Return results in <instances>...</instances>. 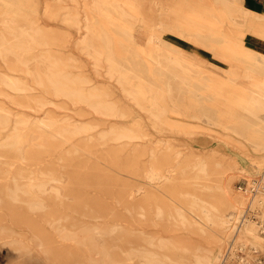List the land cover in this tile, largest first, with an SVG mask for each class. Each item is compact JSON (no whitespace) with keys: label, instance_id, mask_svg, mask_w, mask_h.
I'll return each instance as SVG.
<instances>
[{"label":"bare ground","instance_id":"bare-ground-1","mask_svg":"<svg viewBox=\"0 0 264 264\" xmlns=\"http://www.w3.org/2000/svg\"><path fill=\"white\" fill-rule=\"evenodd\" d=\"M61 1L50 0L45 8L47 13L55 10L60 15L65 13L62 19L80 32L82 49L97 64L105 61L106 73L132 100L148 109L156 123L190 134L203 128L165 119L169 108L181 109L172 112L184 116L186 123L207 119L220 125L227 138L237 140L242 150H245L243 141L252 145L255 154L248 153L252 160L264 161V122L259 121L264 111V52L247 46L244 31L236 28L242 23L264 37L263 14L245 6L243 0H174L166 4L155 0L154 4H160L162 11L157 18L143 12L139 4L143 7L145 0H70L72 6L66 5L63 10L59 6ZM30 5L34 6L33 0H0V57L7 61L12 55L14 61L8 63L9 69L25 73L32 82L19 74L0 72V94L16 106L36 109L47 102L44 95L32 96L30 91L39 88L46 94L85 103L101 115H130L110 97L109 87L92 82L87 75L68 71V67H74L72 57L61 62L54 56L50 44L55 36L30 16L27 11ZM182 6L189 7L190 13L183 14ZM171 17L200 23L203 30L186 34ZM139 21L150 32L145 46L136 41L134 34ZM222 24L231 27L230 34L219 28ZM166 30L211 50L219 45L227 50L232 61L228 67L230 76L208 82L183 72L178 61L183 51L166 43L163 35ZM168 54L179 58L163 62L169 59ZM31 59H36L34 67L30 66ZM152 60L154 65L150 63ZM204 62V57L198 55L192 64L201 66ZM240 77L247 78L249 85L237 83ZM230 83L235 86L230 88ZM223 84L230 87L223 88ZM6 89L21 98L9 96ZM217 95L231 102V108L229 105L222 117L225 121L212 103ZM149 102L152 104H146ZM13 115L17 116L9 129ZM94 125L60 120L53 114L31 119L0 103V214L4 217L0 220V239L10 233L3 227L6 217L13 221L11 225L27 226L33 232L32 245L20 238L0 241V264H49L40 260V253L54 260L77 257L74 264H224L228 258L234 261L238 258V264H249L250 249L262 248L264 223L242 215L241 211L247 200L251 206L255 204V209L264 200L256 195V189L248 198L231 186L233 170L229 163L192 153L174 165V149L169 141L157 139L150 147L139 142L148 135L139 120L96 133L91 131ZM32 133L38 134L36 142L32 141ZM59 139L69 147L63 146L57 161L38 168L23 166L26 162H40L41 155H50L62 146ZM127 145H131V151L123 156ZM99 150L104 153H98ZM12 153L21 160L14 174L9 157ZM146 153L150 157L140 166L137 159ZM85 154L95 155L97 164L105 161L109 167L136 172L145 178L147 185L136 186L133 193L131 183L122 182L92 164ZM65 172L69 175L66 185L62 184ZM257 183L254 185L258 187ZM62 186L67 188L65 194L60 192ZM105 192L115 200L106 201ZM164 196L172 201L166 202ZM229 206L234 207L231 216L226 212ZM128 212L140 222L159 225L167 221L207 236L215 251L204 248L188 234L164 237L140 229L122 217ZM34 214H39L42 221ZM46 225L57 235H50ZM71 244L81 253L73 254L72 249L66 248ZM238 250L247 252V257L238 256Z\"/></svg>","mask_w":264,"mask_h":264},{"label":"rangeland","instance_id":"rangeland-1","mask_svg":"<svg viewBox=\"0 0 264 264\" xmlns=\"http://www.w3.org/2000/svg\"><path fill=\"white\" fill-rule=\"evenodd\" d=\"M33 1H34V6L32 5L28 6L27 11L30 13V16L33 19H36L37 22L40 23V25H42L48 31H51V33L55 36V39H53V42L50 44V50L51 52H53L54 56H58L61 62H66L67 61L66 59L69 60L70 57H72L73 58L72 62L74 64V67H68L69 69L68 71L81 73L82 75L83 74L87 75L92 80V82L102 85L104 87H109L112 90V94L110 97L113 100L117 101V103L121 107H124L125 110H128L130 112V115L125 117L101 115L94 112L85 103L74 102L71 99L63 96H54V95L46 94L39 88H34L30 92L34 94V95L32 94V96H39V95L46 96L47 102L41 108L35 109L34 107H30V106H18V105L16 106L14 103H12L9 100V98L4 97L3 94H0V103H4L8 105L9 108H11V110L15 114L16 113L20 115L22 114L31 119H35L36 117L39 116L43 117L48 114H53L60 120H67V121L84 123V124L88 122H93L95 125L91 131H94L95 133L101 129H109L111 126H121V125L129 126L132 125V123L135 120H139L148 130V135L145 138L141 139L139 142L146 144L147 147L148 146L150 147L151 145H155L157 139H160L162 141H166V140L169 141V143H171L174 149L173 150L174 165L179 163L186 156H189L192 153L207 158L213 157V159H219V160L221 159L225 163H229L230 168L233 170V174L231 175L230 179H231V186L234 189L239 191L241 194L248 195V198L250 195H252L255 192L256 189L255 192L256 195L261 196V198H263L264 200V184H263L264 161H262L261 163L260 162L256 163L254 160L250 158L248 153L255 154V152L252 148V145L249 142L243 141L245 150H242L237 146V140L233 141L232 139L227 138L226 132L220 125L209 122L207 119L202 121L199 120L196 121L192 119L188 121L191 123H186L187 120H185L186 118L184 116L172 112V110L175 109L181 110L175 107L168 109L169 112L165 116L166 120L170 122H174L176 124H181L182 126L200 125L203 126V128H201V130H198L196 133L190 134L183 132L179 129H172L167 124L156 123L155 122L156 119L150 115L149 110L140 106V103L138 104L137 101L132 100L128 96V94L123 90L122 86L114 78L110 77L106 73L107 67L105 65V61H99L97 64L94 58L89 53H87L85 49H82L81 45H79L80 32L77 31L76 27H74L73 25L71 26L70 23H67L65 20L62 19L65 13L62 12V14L60 15L59 12H56V10L53 11L52 14L47 13L45 8H46V4L50 2V0H33ZM51 1L55 3V1L57 0H51ZM154 1L155 0H145L144 2H142V3L146 2L144 6L142 7L141 4H139V6L143 9V12L146 11V14H149V16L150 14H152V17L157 18L162 11L160 4H154ZM158 1L162 2L163 4H166V2L168 1L170 3H173L174 0H158ZM243 3L244 5H246L244 0ZM71 4L72 2L70 0H62L59 6H61L63 10L66 8V5L71 7L72 6ZM148 4L149 6L151 5L150 8ZM182 8H183L182 11L183 14L190 13L189 7L187 8L186 6H182ZM144 14L141 15L143 16ZM171 19L172 21L180 25L186 34L188 33L195 34L203 30L200 26V23L189 22L182 18H176L174 20L173 17H171ZM219 28L224 32L226 30V32L230 34L229 30L231 29V27H229L230 28L229 29L228 27H225L222 24L219 25ZM236 28H238L241 31H244V41L247 46L255 50H258L260 52H264V37L257 35L251 29L250 30L247 29L245 24L242 23H240V26ZM134 34L136 41L140 45L145 46L147 44V39L150 35V32L146 28V25L144 24L143 21L137 22L135 26ZM163 35L166 43H169V45H172L173 47L176 46L182 49L183 52L179 54V56L181 55V57L180 59H178V61H181V65L179 66L181 67L183 72H186L188 74L198 75L200 78H203V80L208 82L215 79L216 77L220 79L222 78L224 79L230 76V69H228V67H230V63L232 62L230 60V53L227 52V50L220 47V45L215 46V49L211 50L201 44H198L188 39L187 37L178 35L170 30H166ZM168 55H169V59L164 60L163 62L175 61L177 58H179L172 54H168ZM198 55L204 57L205 62L201 66H195L194 64H192V62L197 61ZM141 57L142 55H140V58ZM13 61H14V57L12 55L8 56L7 61L2 59V57H0V72L19 74V76H21L24 80H28L30 83H32L30 77L25 75V73L20 71H12L9 69L8 63H12ZM35 62L36 59H31L29 61L30 66L34 67ZM144 63L145 62H143V65ZM150 63L152 65L155 64L154 60H152V62ZM145 72H146L145 75L147 77L148 72L147 71ZM237 83L241 85H249V80L247 78L240 77L237 79ZM230 86H228L227 84H223V88H229V87L232 88L235 85L230 83ZM5 93H8L10 94L9 96H13L18 99L21 98V96L18 95V93H15L14 91H11L9 89H6ZM24 102L26 103V101ZM168 103L172 104L171 101H169ZM212 103L218 110L221 111L222 115L220 119L225 121L226 118H222V117L225 116L229 105L231 108V102H229L226 97L217 95L216 97H214ZM146 104L151 105L152 103L149 102ZM16 116L17 115H13L11 117L10 124L8 126L9 129L12 128L14 124V118ZM214 118L216 117L214 116ZM259 121L264 122V111H261ZM37 135L38 134L32 133L33 142H36L38 140L36 139ZM58 143H60L62 146L53 150L52 153H50V155L48 156L41 155L40 156L41 160H39L40 162H36L34 164H28L26 162L23 166L38 168L46 162L57 161L59 159V156L63 152L62 151L63 146H65V143L62 144L60 139ZM129 146L131 145H127V147H125L124 152L122 153L123 156H126V154L131 151V148H129ZM68 147L65 146V149H67ZM97 152L104 153L103 150H99ZM14 155L15 153H12L9 156L10 159H12L11 174H14V172H16L15 169L19 168L20 166L19 164L21 162V160L17 159L16 156ZM85 156L88 157V159L91 161L92 164L98 165L99 167L106 169L107 172L113 174L112 176L115 175L116 177H118L120 181L131 183V185L134 186V188L132 189L133 193H136V186L144 185V184L147 185L146 184L147 181H145V178L137 174L136 172L124 170L119 167L117 168L115 166L109 167L105 161H102L97 164L95 163L96 159H95V155L93 154L91 155L85 154ZM149 157H150L149 153L140 155L137 159L138 164L141 166L144 162H146L149 159ZM241 168L243 169L242 172H240ZM30 174L32 175L34 173H29L27 175ZM249 174L252 175L251 178L248 176ZM259 177L262 179H260ZM250 179L253 181H251ZM257 180L259 182L261 181L260 184L262 185H259L258 184L259 182ZM68 182H69L68 173L66 172L62 173V184L66 185ZM254 183H257L258 187L256 186V184L254 185ZM258 188L260 190H258ZM66 190L67 188L65 186L60 187L61 194H65ZM94 191L95 190H93V192ZM103 195H106V198L108 199L106 201H111L112 199L115 200V198L109 196L106 192L103 193ZM164 199H166L165 200L166 202L172 201L168 196H164ZM254 206L255 204L251 206L249 204V200H247L241 211V214L251 216L252 219L256 222L264 223V216L262 215L264 212V203L263 205H258L256 209L254 208ZM123 210L124 209H121V211ZM233 211H234V207L232 206H229L226 210V212L230 216L232 215ZM34 215L39 220L42 221L41 216L39 214H34ZM122 217L125 218L128 222H132L134 226L136 225L140 229H143L150 233L157 232L162 234V236L164 237H170L171 234H188L191 236L192 240L199 242L204 248L211 247V243H209L207 236L205 237L198 235L187 229L183 230L182 228H178L174 224L172 225L167 221L159 225H155L153 223L144 220L140 222L138 219H136V216H133V214H131L130 212L124 213ZM1 218L4 217H2L0 214V220ZM6 219L7 220L5 221V225L3 227H5V229H7L10 233L8 236L1 238L0 241L11 240L13 238L16 239L20 238L25 240V242H28L30 245H32L33 242L32 230L27 226L11 225L12 224L11 222L13 221L10 220L8 217H6ZM115 219H110L109 221ZM45 228L46 231L50 233V235L52 236L57 235L55 230L50 226L46 225ZM133 237H136V235H134ZM57 238L59 237L57 236ZM66 248L72 249L73 254L81 253V251L78 250V248H76L75 246H72V244L66 246ZM211 248L213 249L212 251L214 252L215 251L214 246ZM250 252L251 253L248 256L249 264L264 262V244H262L261 249L259 250L250 249ZM236 253L238 256L240 255L242 257L243 256L247 257L248 255L247 252H245L244 250H238ZM40 254H41L40 260L42 262L49 264H74V261L78 259L77 257H68L65 258L64 260H54L48 256H45L44 253H40ZM237 260L238 258H236V261L230 260V258H228L224 264H238Z\"/></svg>","mask_w":264,"mask_h":264},{"label":"crops","instance_id":"crops-1","mask_svg":"<svg viewBox=\"0 0 264 264\" xmlns=\"http://www.w3.org/2000/svg\"><path fill=\"white\" fill-rule=\"evenodd\" d=\"M245 6L264 15V0H244Z\"/></svg>","mask_w":264,"mask_h":264}]
</instances>
